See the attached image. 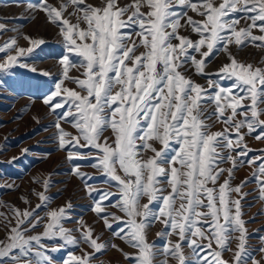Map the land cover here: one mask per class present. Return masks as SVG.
Instances as JSON below:
<instances>
[{
  "label": "snow or ice",
  "instance_id": "1",
  "mask_svg": "<svg viewBox=\"0 0 264 264\" xmlns=\"http://www.w3.org/2000/svg\"><path fill=\"white\" fill-rule=\"evenodd\" d=\"M27 10L43 12L59 29L64 46L62 71L42 101L57 116L52 126L58 150H65L69 161H94L91 166L117 191L92 186L86 182L91 174L74 166L73 174L85 180L87 195L94 197L91 210L112 234L103 240V232L82 219L76 228L66 227L72 203L51 208V176L35 177L43 186L33 190L40 203L33 208L25 197L28 207L12 208L15 223L0 238V264H56L52 254L69 245L81 248V254L69 251L61 264H103L96 255L109 248L132 264H170L169 257L175 264H248L250 259L264 264L248 245L241 204L248 195L242 189L253 180L264 199V149H251L247 139L264 140V67L238 60L230 47L264 46V0H131L123 5L102 0L99 6L63 0L59 7L29 0ZM242 18L250 23L238 27ZM182 29L189 35H182ZM8 31L21 33L0 22V35ZM21 35L28 47L20 46V35L0 45L5 54L0 88L4 75L13 77L18 68L40 71L25 58L46 41ZM221 51L228 62L207 72ZM73 69L80 74L70 75ZM190 70L216 78L201 85L188 75ZM42 74L50 75L47 70ZM216 123L223 124L222 130L212 131ZM252 151L262 154L249 156ZM224 163L231 166L220 167ZM244 164L254 166L251 177L233 184ZM113 197H118L115 203ZM44 208L49 210L40 215ZM156 223L163 225L159 245L149 240ZM37 227L43 230L36 233ZM116 238L135 251L120 248ZM260 239L258 251L264 253V236ZM225 251L232 253L229 259L223 258Z\"/></svg>",
  "mask_w": 264,
  "mask_h": 264
},
{
  "label": "rangeland",
  "instance_id": "2",
  "mask_svg": "<svg viewBox=\"0 0 264 264\" xmlns=\"http://www.w3.org/2000/svg\"><path fill=\"white\" fill-rule=\"evenodd\" d=\"M28 2L29 0H0V16L9 17L8 21L0 22H6L10 28L20 29L22 34H27L33 38H42L46 41L30 57L25 58L30 66H35L40 71L34 73L29 71V69L18 68L16 69L15 76L9 77L7 74L4 75L5 86L0 88V213L4 214L0 215V238H4L8 229L15 223L12 215L13 207L22 209L28 207L24 201L25 197L31 201V207L33 208L36 204L40 203L36 192L33 190H43V186L42 184L36 183L34 178L48 177L50 175L52 186L47 190V194L51 197L48 201L50 207L56 208L65 205L69 201L73 205L70 212L71 219L66 222L65 226L68 228H76L77 221L82 219L88 224L94 225L97 233L103 232V240H108L112 235L111 232L104 229L103 222L91 210L94 197L87 195L84 186L85 180L74 175L72 170L78 164L81 171L91 174V178L86 181L87 183L101 189L108 188L113 192H116L117 189L112 183L108 182V177L102 175L97 169L91 166L94 161H69L66 158V151L58 150V143L55 136L56 129L52 126L57 116L42 101L44 95L54 86L62 71L59 60L64 53V46L62 38L58 34L59 29L47 22L43 12L35 13L28 11ZM30 2L36 3L37 0H30ZM48 2L59 7L63 0H48ZM86 2L99 6L102 0H86ZM119 2L123 5L124 3L131 2V0H119ZM177 10L179 11V9ZM71 11L72 8L70 6L68 12ZM188 14L192 15L195 19H200V17L191 11ZM67 15L68 13L66 12L65 16ZM22 16H32L34 18L31 20L21 19L20 17ZM71 19L72 22H75L74 17ZM181 23H184V21L181 20ZM247 23H250V21L242 18L238 27H244ZM253 31L254 34H261L256 29ZM21 33L8 31L0 35V45L10 37L20 35L21 38L18 41L20 46L28 47L29 41L23 39ZM181 34L189 35V31L182 29ZM192 38L195 39V35ZM230 47L232 53L238 60L264 67V46L257 47L256 45L249 44L242 49H238L235 46ZM140 51H143V49H139L137 54ZM4 56V53H0V59L4 58ZM227 62V54L221 51L207 65L206 71L215 73L222 64ZM43 70L49 71L50 75L44 76L42 74ZM79 74V70L73 69L70 71V75L76 76ZM188 75L192 76L196 82L205 86H207L208 79L216 78L214 75L209 77L196 75L192 70L188 72ZM21 82H23V86ZM65 84L68 87H77L69 81H65ZM225 84H231V81H225ZM36 116L40 118L39 121L34 119ZM213 120H215V117H213ZM63 127L70 132L76 133V129L70 124L64 123ZM222 128V123H216L212 131H219ZM105 135H111L110 131L106 132ZM247 139L251 149H264V140L256 141L252 137H248ZM23 149H28V152H22ZM261 154L259 151L249 152V156ZM13 157L17 159L13 160ZM230 166V163L220 165L223 168ZM253 168L254 166L247 164L241 166L235 173L233 184H240L245 177H251ZM226 176L227 173L224 174V177ZM9 184L14 185V187H7L6 185ZM242 191L248 193L241 201L242 218L247 222L245 226L250 233L248 245L251 249L257 250L254 252L255 259L264 261V253L258 251L262 244L260 237L264 236V199L259 197V184L254 180L253 182L247 183ZM117 198L113 197L112 203H115ZM47 210L49 209H41L40 215H43L44 211ZM108 211L122 215L118 209L113 207H109ZM162 229L163 225L159 223L151 227L149 240L157 241L158 245L161 244L162 241L158 240L157 233ZM42 230V227H37L36 233ZM75 234L78 235V233ZM172 239L175 240L176 237L173 236ZM113 242L127 252L135 251L118 238L114 239ZM235 245L236 241H232L233 248ZM81 247L92 251L86 244L81 245ZM69 251H74L76 255L81 254V248L69 245L63 251L52 254L56 264H61ZM189 251L185 246V253L187 254ZM231 255V252L225 251L223 258L229 259ZM158 259H163V256L158 257ZM96 260L102 261L103 264H132L130 260L125 259L119 251L113 248H109L103 254H97ZM169 260L170 264H175L174 259L169 257ZM93 264H95V261ZM248 264H252L251 259Z\"/></svg>",
  "mask_w": 264,
  "mask_h": 264
}]
</instances>
